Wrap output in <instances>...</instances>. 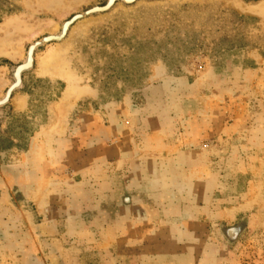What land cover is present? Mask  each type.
Instances as JSON below:
<instances>
[{"label":"rangeland","instance_id":"1","mask_svg":"<svg viewBox=\"0 0 264 264\" xmlns=\"http://www.w3.org/2000/svg\"><path fill=\"white\" fill-rule=\"evenodd\" d=\"M262 6L0 0V264H264Z\"/></svg>","mask_w":264,"mask_h":264},{"label":"bare ground","instance_id":"2","mask_svg":"<svg viewBox=\"0 0 264 264\" xmlns=\"http://www.w3.org/2000/svg\"><path fill=\"white\" fill-rule=\"evenodd\" d=\"M262 7H264V6H262ZM8 56L10 57V58H16L17 56H18V53H16V52H11V53H8ZM46 67V66H45ZM44 67V68H45ZM44 68H43V70H44Z\"/></svg>","mask_w":264,"mask_h":264},{"label":"trees","instance_id":"3","mask_svg":"<svg viewBox=\"0 0 264 264\" xmlns=\"http://www.w3.org/2000/svg\"><path fill=\"white\" fill-rule=\"evenodd\" d=\"M110 2L112 3V2H113V0H110Z\"/></svg>","mask_w":264,"mask_h":264}]
</instances>
